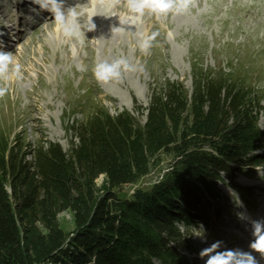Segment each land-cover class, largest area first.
<instances>
[{
  "label": "trees",
  "instance_id": "16d2710c",
  "mask_svg": "<svg viewBox=\"0 0 264 264\" xmlns=\"http://www.w3.org/2000/svg\"><path fill=\"white\" fill-rule=\"evenodd\" d=\"M212 72L197 70L190 94L173 80L152 88L144 122L95 106L70 126L68 149L0 137V264H187L175 217L220 197V169L233 182L239 168L257 166L264 142L259 96ZM161 152L172 161L160 181L122 192ZM63 210L71 230L58 223Z\"/></svg>",
  "mask_w": 264,
  "mask_h": 264
},
{
  "label": "rangeland",
  "instance_id": "374dc122",
  "mask_svg": "<svg viewBox=\"0 0 264 264\" xmlns=\"http://www.w3.org/2000/svg\"><path fill=\"white\" fill-rule=\"evenodd\" d=\"M251 1L193 0L187 10L178 14L146 13L142 24L124 25L125 30L121 33L112 31L120 24L112 20L113 13L107 12L92 17L94 30H83L84 34L64 38L57 44L48 42L44 49L40 45L47 29H40L38 23L29 27L25 19L22 20V25L18 26H22L21 31L16 30V26L14 35L10 33L12 38L5 39L9 43V49L5 48V51L12 53L13 61L21 58L22 76L0 81L8 89L0 98V137H6L11 144L17 137L23 138L24 146L37 140H55L68 149L73 137L70 126L84 119L95 106L102 105L111 113L128 110L144 122V107L149 102L152 88H161L165 82L173 80L182 82L190 94L194 74L201 68L204 72L213 71L212 76L222 71L254 90L261 99L262 108L257 124L264 130V4L254 17L246 15L249 23L240 20L245 6ZM12 4L0 0V9L11 8L15 13ZM71 4L89 8L80 2ZM71 4L66 2V6ZM117 10L126 14V11ZM50 14L45 11L40 15L43 22ZM4 15L5 12L0 13L2 22L6 18ZM47 22L55 24L53 18H47ZM97 22L104 23L99 25ZM145 30L159 33L147 56L138 47L139 33ZM62 42H67L68 47H61ZM121 57L139 70L123 72L117 80L97 81L93 73L95 65ZM73 140L76 142L75 137ZM256 155L258 165L239 168L233 182L228 180L223 169L218 171L220 176L214 184L222 193L220 197L205 195L208 202L199 209H190V214L178 213L175 217L174 223L189 246L182 249L187 264H205L201 251L217 241L222 242L221 248L251 252L259 264L264 262V256L250 248L251 242H245L249 236L254 237L253 228L243 225L249 221L243 217L244 210L251 211L252 218L264 213L261 209L264 205V142ZM159 157L148 174L137 182L124 185L121 191L130 197L136 188L160 181L164 171L169 169L172 157L162 152ZM104 180V175L100 174L96 184L100 186ZM199 196L201 198V194ZM243 199L249 201L246 203ZM218 210L223 213L221 216H218ZM203 211L207 212L205 217H202ZM185 216L194 218L196 223L188 224ZM57 219L65 230L74 226L69 210L59 212ZM263 240L260 238L261 246H264ZM154 264L161 263L154 260Z\"/></svg>",
  "mask_w": 264,
  "mask_h": 264
},
{
  "label": "clouds",
  "instance_id": "9594fccd",
  "mask_svg": "<svg viewBox=\"0 0 264 264\" xmlns=\"http://www.w3.org/2000/svg\"><path fill=\"white\" fill-rule=\"evenodd\" d=\"M35 4L43 11L50 12L55 21V29L57 33L66 39H72L84 34L83 30L92 31L95 24L92 22L91 15L82 21L85 16L86 9H77L74 6H66V0H33ZM193 0H92L95 5L97 3L107 4L110 8H115L123 4L126 7V14L119 18L120 26H115L112 31L121 33L125 30L124 25H133L143 23L146 13L156 15H167L170 12L181 13L189 7ZM159 33L157 31H142L139 33V50L147 56L153 47ZM139 70L129 63L126 58H118L115 60L102 61L95 65L93 73L97 81L108 82L117 80L123 72ZM9 73H11L9 75ZM22 76V66L13 61V55L9 51L3 50L0 46V81L12 78H20ZM8 89L0 84V98L4 97ZM254 240L250 244V248L255 252L264 254V246H261L260 238L264 236V226L259 223L254 226ZM222 242H215L209 247L203 249L200 253L201 258H205V264H259L256 257L251 252L239 249L221 248Z\"/></svg>",
  "mask_w": 264,
  "mask_h": 264
},
{
  "label": "bare ground",
  "instance_id": "6f19581e",
  "mask_svg": "<svg viewBox=\"0 0 264 264\" xmlns=\"http://www.w3.org/2000/svg\"><path fill=\"white\" fill-rule=\"evenodd\" d=\"M8 1H10V2H13V4H12V6L13 7H15L16 8V11L17 12H13L12 11V9L11 8H8V9H0V13L2 14L3 12H5L6 13V15H4L6 18H5V20H3V22L0 20V26H1V28H0V32L1 33H4L3 35H2V39H4V41H5V43H4V45H0V46H2L3 47V50H5V48H8L9 49V43L8 42H6V38L7 39H10V33H12L11 34V36L12 35H14V33H15V27L19 24V25H22L21 23H22V20H24L26 17H30L31 15H35L36 14V12L38 11V10H35L34 11V8L35 7H37L36 9H38V5L37 4H35L34 2H33V0H8ZM66 2H69L70 4L71 3H78V2H80V3H82L83 5H86V6H88L89 8H88V10H86V13H85V16L83 17L84 19H87L88 18V16L89 15H93L92 17L93 18H96L98 15H101V14H105V13H113V17H112V20L113 21H115L116 23H118L119 24V18L120 17H122L124 14L123 13H119V12H117L118 10V8L119 9H121V10H123V11H127L126 10V7L123 5V4H121L120 6H117V7H115V8H110L107 4H100V3H97V4H93L92 3V0H66ZM28 4H30V5H32V8L30 9V8H25V6H28ZM264 4V0H252L249 4H247L246 6H245V8H246V10H245V12L242 14V16L240 17V20L242 21V22H248L247 21V18H246V15H247V17H254L255 15H256V13L258 12V11H261V7H262V5ZM70 6H74V7H76L77 9H81V7L80 6H75V5H70ZM105 8V9H104ZM22 10L21 12H19V10ZM106 9H108V10H106ZM243 11V10H242ZM44 12V11H43ZM33 13V14H32ZM31 14V15H30ZM89 14V15H88ZM94 15H95V17H94ZM49 16V17H48ZM92 17H91V19H92ZM47 18H49V19H51V18H53L52 17V14H50V15H46V17H45V21L43 22V20L39 17V18H37L36 19V23H35V25L38 23V24H40V29H42V30H44V29H47V31L46 32H44L43 33V37H42V40H41V47L40 48H45V44L46 43H50L51 41L52 42H54L55 44H57L58 43V41H60V40H62V39H64V37L62 36V35H60L59 33H57V31H56V29H55V24H52V23H50V22H47ZM26 21V20H25ZM94 21V20H93ZM24 22V21H23ZM105 22V21H104ZM104 22H97L99 25H101V23H104ZM249 23V22H248ZM247 23V24H248ZM37 24V25H38ZM18 25V26H19ZM114 25H115V23H114ZM49 27H51V28H49ZM16 28H18L19 29V31H21V29H22V26H21V28L20 27H16ZM17 35V34H16ZM1 37V36H0ZM44 43V44H43ZM24 45L25 44H23V47H24ZM61 47H65V48H67L68 47V43L67 42H62V44H61ZM27 48V47H26ZM25 48V49H26ZM36 50V49H35ZM42 50V49H41ZM35 52V51H34ZM44 52V50L42 51V54H44L43 53ZM56 57L58 58V55H56ZM44 59H45V57H43ZM20 59L21 58H17V61L21 64L22 62H20ZM28 60V58H25V61H27ZM261 209H264V205H262V208ZM263 212V211H262ZM252 212L251 211H247V213H246V215L244 216L247 220H249L248 222H246V223H243V225L246 227V226H252L253 228H254V225L250 222V221H252L255 225L256 224H264V214H261V216L260 217H262L261 219L262 220H259L258 219V222L255 220L257 217H253L252 218ZM250 217H251V219H250ZM241 223H242V221H241ZM254 232V231H253ZM253 235H254V233H253ZM254 239V237H248V238H246L245 239V242H252V240ZM232 242V241H231ZM230 242V243H231ZM233 243V242H232ZM229 244V243H228ZM227 244V245H228ZM231 245V244H230ZM242 251H244V250H242ZM261 254V253H260ZM262 256H264V254H261ZM262 264H264V262L262 263Z\"/></svg>",
  "mask_w": 264,
  "mask_h": 264
}]
</instances>
